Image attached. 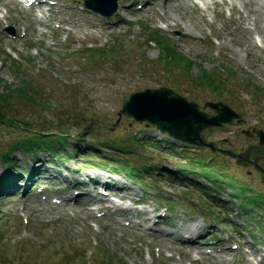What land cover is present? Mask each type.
Segmentation results:
<instances>
[{
  "label": "rangeland",
  "instance_id": "obj_1",
  "mask_svg": "<svg viewBox=\"0 0 264 264\" xmlns=\"http://www.w3.org/2000/svg\"><path fill=\"white\" fill-rule=\"evenodd\" d=\"M56 1L38 24L35 9L0 0V92L24 86L0 102V264H264V203H247L264 196L258 173L208 149L178 156L180 144L170 140L158 144L163 151L139 145L133 137L158 136L118 116L129 94L168 87L200 108L221 101L241 115L242 124L204 131L207 140L236 152L256 144L242 130H264V16H256L257 1L214 0L202 10L192 0H118L109 21L83 9L82 0ZM245 17L256 20V31L243 28L252 27ZM156 28L189 68L166 64L164 45L148 41ZM202 70L218 75L217 92L196 80ZM30 89L40 105L25 98ZM39 130L52 135L40 137ZM57 130L65 132L64 145L52 140ZM29 137L28 147L3 159ZM45 139L51 144L39 146ZM193 169L195 179L199 173L213 181L188 182ZM108 181L128 198L120 211L100 217L91 211L89 186ZM244 190L250 195L240 196ZM142 220L167 235L137 231ZM67 248L75 255H64Z\"/></svg>",
  "mask_w": 264,
  "mask_h": 264
},
{
  "label": "water",
  "instance_id": "obj_2",
  "mask_svg": "<svg viewBox=\"0 0 264 264\" xmlns=\"http://www.w3.org/2000/svg\"><path fill=\"white\" fill-rule=\"evenodd\" d=\"M117 0H85L84 6L93 11L110 16L117 8ZM216 112V115L208 116L198 109V105L188 102L184 97L177 95L171 89H145L141 92L130 94L123 100L121 114L131 116L136 121L144 120L155 124L156 127L185 143L197 146H206L215 150L212 142H206L202 131L212 126H222L234 118L240 122L239 115L222 103L206 102ZM259 137L258 145H246L244 151L233 153L230 150H219L223 155L235 159V163L244 167L253 166L259 171L264 180V131L254 129Z\"/></svg>",
  "mask_w": 264,
  "mask_h": 264
},
{
  "label": "trees",
  "instance_id": "obj_3",
  "mask_svg": "<svg viewBox=\"0 0 264 264\" xmlns=\"http://www.w3.org/2000/svg\"><path fill=\"white\" fill-rule=\"evenodd\" d=\"M159 38V39H158ZM161 35L159 34L158 31H153L152 32V36H149L148 41L149 42H157V43H161L162 45H164L163 47V57L166 59V64L169 65L170 63H178V62H183L184 65H187L188 68L190 66V63L187 62L186 60H183L182 57L183 55L178 54L177 53V49H175V47H173V45L168 44L167 42H164L161 40ZM162 41V42H161ZM13 64H17L16 62L12 61ZM219 77L216 74H212V72H207L206 70H202V72L200 73V76L197 77V80H200L202 82L207 83L209 86H213V90H217V86L218 84H220L219 81ZM24 86H18V88H6V91H1L0 92V102L4 101L5 103L7 102L5 99V92H10L12 90H21V88H23ZM32 91L30 89V94H27V92L25 93V91H23V94L25 96V98L27 100H29L31 103L35 104V105H40L42 99L40 97H37V93H33L31 94ZM8 122L11 124L12 120H8ZM25 124L23 122L20 123V127H24ZM39 133L42 134L43 138L45 136H51V133H48L47 131H43V130H39ZM48 134V135H47ZM65 135V132H63V130H58L57 133V138L58 141L65 143L66 139L63 138ZM41 136V135H40ZM30 138L25 139L22 142H18L17 144H13L10 148L11 151L14 150L15 148H17L19 145H23V146H27L26 143L29 142ZM25 143V144H24ZM255 200V199H254Z\"/></svg>",
  "mask_w": 264,
  "mask_h": 264
},
{
  "label": "bare ground",
  "instance_id": "obj_4",
  "mask_svg": "<svg viewBox=\"0 0 264 264\" xmlns=\"http://www.w3.org/2000/svg\"><path fill=\"white\" fill-rule=\"evenodd\" d=\"M210 1H212V3H215V1L214 0H210ZM257 1V3L259 4L258 5V11H257V14H256V16L258 17L259 16V18H262L263 16H264V14H263V12H264V0H248V3H252V2H256ZM203 3H204V9L203 10H206L207 8H208V4H209V2L207 1V0H203ZM221 4H227L226 3V1L225 0H222L221 2H220ZM192 5H193V7L194 8H196V9H199V6L197 5V4H195V3H192ZM230 9H234V5L233 4H231L230 5ZM251 13H254L253 11H251ZM163 18L164 19H167L165 16H163ZM244 20H247V21H249L248 20V18L247 17H245L244 18ZM256 20L255 19H251V25H252V29L253 30H257L258 29V27H257V25H256V22H255ZM263 36H264V34H263ZM40 168L41 167H39L38 169H33L32 168V173L30 174V176H29V179L28 180H31L33 177H32V174H33V172H35V173H38L39 171H40ZM44 170H45V168H44ZM149 232H152L153 234H159L160 236H162L163 237V235H167L166 233H164V232H162V231H160V230H154V229H150L149 230ZM186 240H187V242L189 243H195V239H194V237H188V238H186Z\"/></svg>",
  "mask_w": 264,
  "mask_h": 264
}]
</instances>
